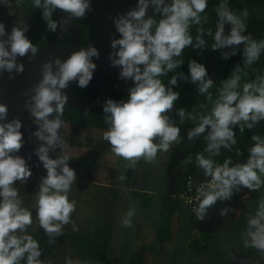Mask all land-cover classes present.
<instances>
[{
	"label": "clouds",
	"instance_id": "clouds-1",
	"mask_svg": "<svg viewBox=\"0 0 264 264\" xmlns=\"http://www.w3.org/2000/svg\"><path fill=\"white\" fill-rule=\"evenodd\" d=\"M4 2L6 4L7 0ZM33 3L35 7L43 8V18L50 31L57 28V23L51 19L56 9L77 19L84 18L90 10L89 0H43V4L41 0H33ZM150 5L154 13L151 17L147 16ZM207 7L208 0H169L167 3L165 0H137L135 9L114 20L121 38L112 40L111 47L117 49L119 45V48L110 54V59L113 66L121 68L120 78L132 80L134 86L129 89L126 100L117 102L108 99L103 105L105 123L109 125L103 139L110 144L116 156L129 162L128 166H134L141 158L151 163L155 161L158 151L167 152L170 145L179 142L180 129L166 115L179 94L171 87L166 88L159 77L180 66L181 62L174 57H179L186 47L193 45V38L189 34L190 24L200 25L201 14ZM216 13L218 22L215 34L210 30L208 32L215 41L213 50L232 47L231 53L223 54V58L227 59L235 55V46L243 44L244 65L256 64L260 60L261 49H264V38L253 40L250 34H243L247 29L245 19L248 12L244 10L237 15L229 8L228 0H221ZM155 16L160 19L157 20ZM226 23L230 25L228 35H224ZM26 31V25L23 28L13 26L11 33L6 34L4 24L0 22V72L11 73L15 70L22 73L23 65L18 64L16 58L37 53V48L25 35ZM198 32L200 34L196 36L194 47L202 48L205 46L201 38L203 29H198ZM98 55L94 47H88L72 53L63 62L58 58L45 62L42 65V79L32 97L30 111L37 121H42L40 130L34 135L46 141V146L42 144L36 155L47 170L37 193L36 214L39 226L48 235L50 243L54 242L55 236L63 234V226L70 222L73 231L78 230L71 221L76 204L68 198L75 180L74 170L66 164L69 156L62 155L56 159L48 156L50 148L54 149L58 144L66 147L58 136L62 124L60 116L67 101V96L61 90L72 81H77L81 88L87 87L96 67L91 57ZM53 63L57 66L55 73L52 71ZM188 68L191 82L198 84L201 94L208 93L213 81L207 78L205 67L193 60ZM241 71L237 66L231 77L222 82L211 113L201 116L198 126L188 132L191 139L204 133L206 127L211 129L206 137L208 144L205 151L208 153L219 154L221 146L230 148L236 144L235 133L230 126L243 121L251 129L258 121L264 120V75H257L255 80L245 82L242 90L237 91ZM169 83L175 85L177 77L173 76ZM208 98L211 99V96ZM54 112L57 117L49 120L48 117ZM179 115L181 118L185 116L183 109ZM6 117L7 105L0 103V121ZM21 127L18 119L0 123V264H20L22 260H25V264H44L39 259L42 253L39 242L27 232L33 222L32 212L22 207L18 190L14 187L17 181L26 183L32 175L24 158L16 155L23 144ZM240 131H244L243 126ZM45 132L48 135H44ZM155 138H159V143L153 142ZM251 139L256 143L249 149L245 164L229 167L231 161H225L223 165L214 167L211 159H206L203 154L197 155L198 166L212 178L208 191L199 189L202 199L195 209L197 219H202L206 210L218 199H231L232 190H240L238 185L256 190L264 184L261 175H258L264 174V138L253 135ZM258 209L256 216L248 221L246 234L250 240L245 241V247L264 253V223L261 222L264 221V200L260 201ZM229 210L222 209L221 214ZM134 215V209H130L121 222L122 226L133 227L131 217Z\"/></svg>",
	"mask_w": 264,
	"mask_h": 264
},
{
	"label": "crops",
	"instance_id": "crops-1",
	"mask_svg": "<svg viewBox=\"0 0 264 264\" xmlns=\"http://www.w3.org/2000/svg\"><path fill=\"white\" fill-rule=\"evenodd\" d=\"M89 3L90 10L87 12L93 16L96 31L91 43L88 45L68 43L61 46L69 48L90 46L96 40L103 39L102 37L111 46L113 39L121 38L114 20L137 6V0H89ZM100 8L107 10L106 21H103V12ZM244 10L248 12V16L245 19L247 29L243 34H250L253 40L264 38V0H241L237 14L240 15ZM147 16H154L151 5ZM155 18L160 19L159 16ZM68 21L71 22L69 19ZM102 22L108 24L105 30L99 29ZM227 31L226 23L224 35ZM53 37L58 36L54 34L48 39L49 42ZM241 46L244 47L243 44L235 47ZM219 49L221 54L230 53L226 51L228 46ZM218 57L219 52L204 65L207 78L213 81L208 93L201 94L198 84L195 83L185 92V96L191 101L190 109L185 116L175 120L174 108L166 113L169 121L180 129L179 142L170 145L167 152L158 151L155 161L151 163L141 158L134 166H128L129 162L116 156L110 144L103 139V133L108 128L88 127L98 132L88 131L81 122L73 123L70 118L62 117L58 136H65L64 142L70 144L66 149L84 152L83 155L69 158L73 164H68V167L74 170V174L80 176L76 182L98 188L103 200L98 202L100 205L98 209L91 212L92 218L71 219L72 222L76 220L84 223L83 231L75 235L79 238L85 237V225L91 223L90 239L95 230L97 234L98 231L102 232L105 241L101 248H107L103 262L81 259L73 256L75 244L70 242L72 250L65 264L68 261L71 264H264V253L245 247V241L250 240L246 234L249 228L248 221L256 216L258 205L264 200V184L256 190L238 185L240 190L237 192L233 189L231 199H220L206 210L202 219H197L196 214H192L178 197L187 175L191 174L197 180L209 176L198 166L196 160L198 154L211 159L215 167L220 165L223 156L230 151V148L221 146L219 154L207 152L204 154L208 144L206 137L211 131L209 127H206L205 132L199 136L188 138V132L198 126L199 118L211 113L222 82L229 79L234 72L221 76L218 70ZM257 70L256 76L264 75V49H261ZM243 84L240 83L237 91L242 90ZM209 95L211 99L208 98ZM200 98L205 100L201 101ZM64 107H75L83 114L94 109L93 107L84 111L74 104ZM56 117L54 114L48 119L53 120ZM250 130L253 135L264 138V120L258 121ZM92 133H98V137L91 136ZM153 142L159 143V138H155ZM255 143L256 141H253V145ZM198 144H202L204 150L200 149ZM248 157L249 155L238 154L239 164H245ZM75 165H78V168ZM258 175H261V180L264 181V174ZM130 209L135 211V215L131 217L133 227L125 228L121 222ZM222 209L230 210L222 215ZM43 262L47 261L43 259Z\"/></svg>",
	"mask_w": 264,
	"mask_h": 264
},
{
	"label": "trees",
	"instance_id": "trees-1",
	"mask_svg": "<svg viewBox=\"0 0 264 264\" xmlns=\"http://www.w3.org/2000/svg\"><path fill=\"white\" fill-rule=\"evenodd\" d=\"M10 1H15L20 6H22L24 14L30 20L31 24L26 36L37 48V53L42 52L46 48L49 42L48 39L51 36H53L55 33L57 34V36L61 34L59 32L64 28L65 24L70 23L72 25L74 23V20H76L70 14H66L62 10L56 9L52 13L51 19L57 23V28L55 31H50L47 27V21L43 18V8L35 7L33 0ZM240 1L241 0H228L229 8L236 14L238 13ZM220 2L221 0H208V7L205 9V12L201 14L202 23L200 25L190 24L189 34L193 38V45L186 47L179 57H174L175 60L181 62L180 66L159 77L166 88L171 87L172 91L177 92L179 94V98L177 99V101L174 102L173 105L175 120L181 119L179 115V111L181 109H183L186 113L188 112L191 106L190 99L185 96L186 90L195 84L191 82L188 68V65L191 61L194 60L204 66L209 62L210 58L215 55V53L219 52L218 70L221 76H226L229 72L235 71L237 66H239L242 69V71L239 73V75H241L240 83L251 82L255 80L257 72L256 70L260 60L256 64L246 67L243 61L244 47L241 50H236L235 55H230L227 59L223 58V54L220 53L219 48L216 50H213L212 48V45L215 43L213 35L215 34L218 22L216 8L220 4ZM41 3L43 4V0H41ZM69 16L72 18H69ZM204 17H206L207 19L205 20ZM67 18L71 20V22H69ZM78 24H80V30H82V33L84 34L79 35V40L73 38L74 40H76L75 43H73V39L71 40L70 36H64L65 40L68 43L72 42L71 44L73 45H88L89 43H91L96 32L93 16L89 12H87L84 18L78 19ZM198 29H203V34L201 35V38L205 41V46L202 48L194 47V45L196 44V36L200 34L198 32ZM209 30L213 33V35H208ZM229 30L230 25H228V31L226 32V35H228ZM180 74H182V76ZM173 76L177 77V83L175 85H171L169 83L170 79ZM75 88L77 89V97L79 98L86 96L92 90L91 85L88 84L87 87L81 88L78 85V82H76V86L74 87V89ZM128 95L129 91L115 92L111 96H109L107 100L113 99L119 102L121 100H126L128 98ZM54 106L55 105H53V107ZM63 113L65 117H70L71 115L70 120L73 123L81 122V124L86 127L98 129H105L109 127V125L105 123L106 114L103 111V105L91 109L85 114H83L80 109H77L75 107H64ZM241 126L244 127L243 132L240 131ZM231 127L235 133L236 144L232 145L230 147V151L223 156L219 166L223 165L225 161H231V163H229V167H233L239 164L238 154L242 156L249 155V149L253 146V140L251 139L253 134L251 130L246 127L245 122L241 121L240 124ZM198 146L200 147V149H203L202 144H198ZM205 152L206 151H204V154ZM85 227L86 234L83 238H79L73 233H70L66 236L69 243L71 242L75 244V247L72 250L74 252L73 256L79 257L81 259L103 262L105 260L107 248H101V245L102 243H104L105 237L103 236L102 232L98 231L97 234L95 230L90 239L89 235L92 225L90 223L85 225ZM28 234L32 235L33 238L39 242L40 247L42 249L41 256L47 262H50L51 264H56V260L61 255H64V250L61 251L60 256L58 257H56L54 254L56 251V246L54 249L53 243L57 240L56 236L54 237V242L50 243L49 237L45 234L44 231L40 233L29 232ZM53 249L55 251H53ZM20 264H25V260L20 261Z\"/></svg>",
	"mask_w": 264,
	"mask_h": 264
},
{
	"label": "rangeland",
	"instance_id": "rangeland-1",
	"mask_svg": "<svg viewBox=\"0 0 264 264\" xmlns=\"http://www.w3.org/2000/svg\"><path fill=\"white\" fill-rule=\"evenodd\" d=\"M103 12V21L107 20L108 13L105 8H100ZM151 17V16H150ZM69 18H72L69 16ZM96 18V17H95ZM74 23L71 25L70 23L65 24L64 28L60 30L59 33H61L57 38L53 37L52 40H50L45 52L36 53L34 56L32 53H28L23 57H17L16 62L18 64L23 65V72L17 73L15 70H13L11 73L7 71L0 72V103H3L7 105V110H10V94L14 88V86L17 85V83H24L29 82L35 79L36 75L40 73V70L42 69V65L48 61V57L52 54H54L57 50H59L61 45H67L68 42L65 40L64 36H70L71 40L73 38H76V40H79V35H82V30H80V27L78 24V19L75 18ZM0 22H2L5 26V33L10 34L13 26L23 28L25 25L27 26V31L30 27V20L27 18V16L24 14L23 7L20 6L15 1L7 0V3L5 4L4 0H0ZM108 28V24L102 22L100 24V30H105ZM25 32V35L28 32ZM103 34V33H99ZM55 35H57L55 33ZM7 37H4L6 39ZM103 39L96 40L94 44L90 46L85 47H78V48H69L65 46L64 48H69L67 50V53H74L76 51H79L80 49H87L88 47H94L98 52V57L93 56L92 58L98 60V58L102 57L104 53L109 51L110 47L107 43L106 39L102 37ZM73 39V43L75 41ZM72 43V42H71ZM59 47V48H58ZM214 66V65H213ZM93 80V79H92ZM94 81V80H93ZM77 81H72L68 84V87L65 89H62V94L67 96V101L65 105H78L81 107L84 111H87L91 108H95L100 106L102 103L105 104L107 100V94L110 92L108 90L112 86H108L106 89L98 86L95 88H92L91 92L85 96L84 98L77 99V89L74 87L76 86ZM95 82V81H94ZM132 85H129L128 87H122L123 91H129ZM92 87V86H91ZM114 92V91H112ZM201 99V98H200ZM205 98H202L201 101H204ZM33 104V100H29L26 105H24V109L22 111V117H18L15 119H18L22 127L20 129L22 136H23V144L21 149L19 150L16 155H19L20 157L24 158L26 165L31 170V177L27 180L26 183H21L20 181H17L14 185V187L18 190L19 198L21 200L22 207H25L29 209L32 212V218L33 222L28 227L27 232L29 233H40L44 230L39 226L38 217L36 214V204H37V193L39 191V186L42 182V178H44L47 175V170L44 168L43 163L39 160V157L36 155V152L38 148L44 144L46 146V141L40 140L38 137L34 135L35 132L40 130V124L42 121H37L35 117H31L32 113L30 111V108ZM54 105V104H53ZM25 111H27L25 113ZM25 113V114H24ZM12 114V113H8ZM54 114L57 115V113H53L50 115V117H53ZM70 115V114H69ZM65 118L64 113L60 116V119ZM68 118H71L68 116ZM2 123V122H0ZM85 128V127H83ZM86 130L88 131H94L95 129H91L86 127ZM98 132V130L94 131ZM44 135H48V133H44ZM98 133H92L91 136H95L96 138ZM65 136L62 135L59 136V140L64 142ZM72 137V136H70ZM67 138V137H66ZM83 141V140H82ZM84 142V141H83ZM67 142H64L66 144ZM70 144H66V146H69ZM80 154H84L83 150L82 152L78 151H72L71 149H66V147H63L62 145L58 144L54 149L50 148L48 152V156L52 159H56L62 155H68L69 158H73L75 156H78ZM76 161V160H75ZM66 164L68 166L73 164L71 160H67ZM76 166V165H75ZM78 166V165H77ZM76 166V167H77ZM78 168V167H77ZM59 171V169H58ZM77 177H80L77 173H75V180L71 187L70 192L68 193V198L70 201H75L76 208L73 214L71 215L72 218L81 219V218H92L91 212H94L95 209H98L100 201L103 202L101 193L98 191V188L91 187V185H83L78 182H76ZM77 231H73V224L70 222L68 225L63 226V234L56 236L57 240L53 243V247L55 251V256H60V253L62 250H64V255L60 256L56 260V264H65L67 257L71 253V243L68 242L67 238L64 237L69 232L73 234L81 233L84 228V223L74 220ZM18 235L20 233H17ZM40 260L43 261L42 257H39ZM44 264H50L48 262Z\"/></svg>",
	"mask_w": 264,
	"mask_h": 264
},
{
	"label": "water",
	"instance_id": "water-1",
	"mask_svg": "<svg viewBox=\"0 0 264 264\" xmlns=\"http://www.w3.org/2000/svg\"><path fill=\"white\" fill-rule=\"evenodd\" d=\"M96 42V41H95ZM94 44V42L92 43ZM91 44V45H92ZM110 49L106 53L102 55V57L98 58V60L91 57L92 62L96 65L95 70L93 71L92 79L89 82V85L92 86V88L101 86L103 88L110 87L108 90L110 92L107 94H112L114 92H123L122 87H128L129 85H132V80L128 79H121L120 78V71L121 68L119 66H113L112 61L110 59V54L114 53L116 50H118L119 45L117 46V49H113L111 46H109ZM243 47H235L236 50H241ZM46 50V48H45ZM45 50H43L45 52ZM67 50L69 48H60L57 50L54 54L50 55L48 57V61H54L55 59H59L61 62L68 59V57L71 55V53H67ZM42 51V52H43ZM227 52H232V47H228L226 50ZM43 52V53H44ZM52 71L55 73L57 71V66L53 63ZM43 70H40V73L36 75L35 79L29 82L24 83H17L16 86H14L11 94H10V110H7V117L5 120L0 121L2 123L10 122L11 120L17 118L19 115L22 114V111L24 109V105L29 100H32V97L35 95V87L42 79ZM12 113V114H8Z\"/></svg>",
	"mask_w": 264,
	"mask_h": 264
},
{
	"label": "built area",
	"instance_id": "built-area-1",
	"mask_svg": "<svg viewBox=\"0 0 264 264\" xmlns=\"http://www.w3.org/2000/svg\"><path fill=\"white\" fill-rule=\"evenodd\" d=\"M211 176L204 179L197 180L193 175L189 174L185 177L182 184L181 190L178 194L181 202L188 207L192 214L195 213V209L198 206L199 200L202 199L200 196L199 189L203 188L205 191L210 189ZM218 199L216 203L219 201Z\"/></svg>",
	"mask_w": 264,
	"mask_h": 264
},
{
	"label": "flooded vegetation",
	"instance_id": "flooded-vegetation-1",
	"mask_svg": "<svg viewBox=\"0 0 264 264\" xmlns=\"http://www.w3.org/2000/svg\"><path fill=\"white\" fill-rule=\"evenodd\" d=\"M59 48V47H58Z\"/></svg>",
	"mask_w": 264,
	"mask_h": 264
}]
</instances>
